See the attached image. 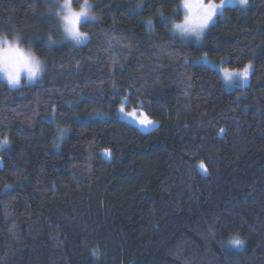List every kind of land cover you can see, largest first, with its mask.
Instances as JSON below:
<instances>
[{"label":"trees","instance_id":"16d2710c","mask_svg":"<svg viewBox=\"0 0 264 264\" xmlns=\"http://www.w3.org/2000/svg\"><path fill=\"white\" fill-rule=\"evenodd\" d=\"M46 1L0 0V32L46 62L0 79V264H264V0L225 7L199 45L170 31L181 0H91L81 44ZM205 53L252 63L249 83L228 89ZM125 102L155 127L116 117Z\"/></svg>","mask_w":264,"mask_h":264},{"label":"clouds","instance_id":"9594fccd","mask_svg":"<svg viewBox=\"0 0 264 264\" xmlns=\"http://www.w3.org/2000/svg\"><path fill=\"white\" fill-rule=\"evenodd\" d=\"M94 8L91 0H80L78 5L73 0H58L53 14L66 39L79 44L86 38L87 33L78 27V22L98 19ZM45 67V60L33 47L23 42L18 32H0V78L10 87L20 86L22 80L31 82L40 78ZM236 242L239 244L236 245ZM244 242V237L238 231L230 233L227 238V243L233 247L241 246Z\"/></svg>","mask_w":264,"mask_h":264},{"label":"rangeland","instance_id":"374dc122","mask_svg":"<svg viewBox=\"0 0 264 264\" xmlns=\"http://www.w3.org/2000/svg\"><path fill=\"white\" fill-rule=\"evenodd\" d=\"M46 2H47V7H48V9H47V15H48L47 16V19L51 23L53 30L60 31L66 41H68V42H70L72 44H76V43H73L71 40H68V39L65 38V36H64V34H63V32H62V30L60 28V25H59V23L57 21V18L53 14L54 11H55V9H56V7H57L58 0H47ZM248 2H249V0H247V4H248ZM215 3L220 4L221 3V0H215ZM227 6H241V5L238 3V0H224V7H223L222 10L221 9H218L217 16L220 15L223 12L224 8L227 7ZM179 10L181 11V18L178 19L177 21H171L170 31L173 33V35H175L182 42H191V43H194L196 45L201 44L202 43V40H203L204 33H205V31L208 28L205 29L203 35L198 40L194 36H189V37L181 36L176 30H174L172 28V24L173 23H180V22L183 21L184 14H185L184 9H183V0H181V2L179 4ZM217 16L214 18V20L211 22V24H213L215 22ZM85 20H89V19H84L83 21H85ZM86 39H83L79 44L83 43ZM224 61L225 60L215 61V60L209 58L208 56H205L204 54H202L200 57H198V58H196L194 60V62L204 63V64H207V65L211 66L212 68L216 69L219 72V74H220V76H221V78H222L225 86L228 89H233V88L238 87V86L243 87V86H245V85H247L249 83V81H250V74H251V71H252V63L249 62V63L246 64V65L251 64V68L249 70V75H248L247 78H243V77H241L239 75H235L233 77V82H229L228 80L225 79L224 74H223V70L224 69H228L230 72H236V73H238L245 66H243L242 68H239V69H230V68H228V67H226L224 65ZM0 79L3 80V78H0ZM38 79H36L34 81H31V82H29L27 80H22L20 85H22V84H32V83H35L36 81H38ZM123 105H124V109H123L122 112L120 111V106L118 107L117 112L115 114L116 117H118V118H120V119H122L124 121H127L129 123H132V124L140 127L143 130H149V129H152V128L155 127V123L154 122L151 123V124H149V125H147V126L141 125L139 123V120L142 119V118H144L145 116L143 114L135 111V116H131L130 117L127 114L129 112H132L134 109H127V103L126 102L123 103ZM226 246L227 247H230V248H236L237 247V246L236 247H233V246L229 245L228 243H226Z\"/></svg>","mask_w":264,"mask_h":264},{"label":"snow or ice","instance_id":"6c2138e0","mask_svg":"<svg viewBox=\"0 0 264 264\" xmlns=\"http://www.w3.org/2000/svg\"><path fill=\"white\" fill-rule=\"evenodd\" d=\"M238 3L241 6L247 5V0H238ZM224 0H221L220 4L215 3V0H183V9H184V18L180 23H173L172 28L176 30L181 36L189 37L194 36L197 40L203 35L205 29H207L214 18L217 16L218 9H223ZM81 22H78V27H80ZM87 38V34H86ZM85 38V39H86ZM207 56V53L204 54ZM251 68V64L245 65V67L236 72H230L228 69L223 70V74L226 80L229 82H233V77L235 75H239L243 78H247L249 75V70ZM124 109V105L121 104L120 111L122 112ZM128 116H135V110L129 112ZM141 125L147 126L153 121L148 119L146 116L139 120ZM221 133L224 132V129L220 130ZM7 146V139L4 141H0V149H3ZM104 155H110V150L105 149ZM198 169L206 172V167L203 162L198 165ZM239 242H236L238 245Z\"/></svg>","mask_w":264,"mask_h":264}]
</instances>
